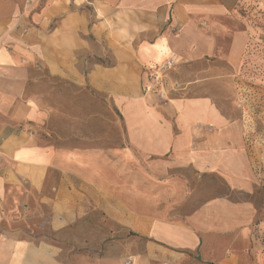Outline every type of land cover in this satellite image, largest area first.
<instances>
[{
    "label": "crops",
    "instance_id": "obj_1",
    "mask_svg": "<svg viewBox=\"0 0 264 264\" xmlns=\"http://www.w3.org/2000/svg\"><path fill=\"white\" fill-rule=\"evenodd\" d=\"M257 45L264 0H0V261L32 250L26 231L45 201L59 226L80 217L91 195L82 198L77 181L103 190L128 177L139 190L142 177L158 192L144 197L145 210L134 196L133 229L151 248L203 264H264V222L249 198L262 181L235 98ZM167 58L177 86L162 99L147 90V69ZM34 67L107 95L129 146L107 153L41 143L28 128L49 116L29 94ZM159 201L163 209L152 206ZM102 202L108 215L125 216L123 193L107 190Z\"/></svg>",
    "mask_w": 264,
    "mask_h": 264
},
{
    "label": "rangeland",
    "instance_id": "obj_2",
    "mask_svg": "<svg viewBox=\"0 0 264 264\" xmlns=\"http://www.w3.org/2000/svg\"><path fill=\"white\" fill-rule=\"evenodd\" d=\"M83 9L91 21L93 15L91 6L85 5ZM88 37L94 45H98L96 50L103 46L90 34ZM252 51L243 60L244 65H250L252 71L248 75L240 76L241 83L237 86L235 98L236 108L245 120V131L251 150L257 156L254 158V163L262 184L249 198L256 206V222L260 223L264 222V173L261 176L264 171V45L253 47ZM92 61L110 64L107 57L94 56ZM84 66L85 64H82V71L85 72ZM29 81L30 96H39L49 112L45 123H29L28 125L41 143L57 147L103 150L107 153L113 149L129 146L123 119L112 104V100L104 93L84 82L76 83L68 78L48 75L45 70L36 67L31 69ZM37 81H41L50 92L38 91ZM192 94L194 93H188V95ZM24 127L25 125H22V128ZM141 175L147 177L143 172ZM212 182L215 185L213 188L219 187L221 192H225L221 182ZM76 184L82 198L84 195L87 197L91 195V204L82 200L80 205L82 211L78 213L80 217L68 220L59 226L57 220L59 218H52L53 211L45 201V206L42 205L43 218L34 221L31 228L26 231L27 237L34 246L14 264H125L126 262H130L129 264H203L193 260L192 256L186 255L185 258L177 259L158 249H153L149 246L148 239L140 236L133 229L134 196L138 198L140 194L138 208L145 210L150 205L144 201V197L158 192L154 188L151 192L148 182L142 177L139 190L133 187L132 178L128 177L124 180L125 186L114 185L103 190L99 182H94L92 189L81 185L80 181ZM107 190L110 195H116L118 192L124 194V217L116 218L106 212V205L102 200ZM50 192L48 196L52 199V190ZM230 196L236 199L242 197L234 193H230ZM157 204L162 209L165 206L164 202L160 201L152 203V206ZM110 206H113L116 212V205ZM172 211L170 210L169 213ZM259 230L257 240L261 243L264 229ZM0 264H6V262L0 261Z\"/></svg>",
    "mask_w": 264,
    "mask_h": 264
},
{
    "label": "built area",
    "instance_id": "obj_3",
    "mask_svg": "<svg viewBox=\"0 0 264 264\" xmlns=\"http://www.w3.org/2000/svg\"><path fill=\"white\" fill-rule=\"evenodd\" d=\"M174 60L167 58L162 62L148 67L149 85L147 90L155 93L159 98H166L168 92L177 86L169 77V70L173 67ZM126 262L125 264H129Z\"/></svg>",
    "mask_w": 264,
    "mask_h": 264
}]
</instances>
